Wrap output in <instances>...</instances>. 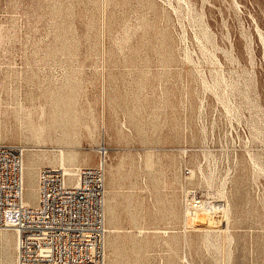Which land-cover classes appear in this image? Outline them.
<instances>
[{"label": "rangeland", "instance_id": "obj_1", "mask_svg": "<svg viewBox=\"0 0 264 264\" xmlns=\"http://www.w3.org/2000/svg\"><path fill=\"white\" fill-rule=\"evenodd\" d=\"M0 143L104 161L106 264H264V0H0Z\"/></svg>", "mask_w": 264, "mask_h": 264}, {"label": "built area", "instance_id": "obj_2", "mask_svg": "<svg viewBox=\"0 0 264 264\" xmlns=\"http://www.w3.org/2000/svg\"><path fill=\"white\" fill-rule=\"evenodd\" d=\"M23 173V147L0 143V228L16 233V264H106L104 161L80 167L76 183L39 167L31 204Z\"/></svg>", "mask_w": 264, "mask_h": 264}, {"label": "bare ground", "instance_id": "obj_3", "mask_svg": "<svg viewBox=\"0 0 264 264\" xmlns=\"http://www.w3.org/2000/svg\"><path fill=\"white\" fill-rule=\"evenodd\" d=\"M55 111H58V112H54L53 110H52V113H51V119H49L50 121L47 123V124H45L44 126H41V127H37V129H36V133L39 135L40 133H42L43 132V130H44V128L46 129V133H51V132H53V133H56V131L57 130H60V131H64V127L65 126H67V125H65L64 123H63V121H62V119H63V114L61 113V111H60V109H55ZM70 125V124H69ZM37 147V146H36ZM35 147V148H36ZM41 148V147H40ZM59 150H60V157H61V160L63 159V152H62V149H60V148H58ZM100 150V148H98V151ZM100 152L101 153H103L102 152V150H100ZM60 160V161H61ZM99 162H103L102 161V159H100L99 161H98V163ZM32 163V162H31ZM97 163V164H98ZM59 164H60V162H59ZM96 164V165H97ZM80 167H78V168H76V170L73 172V173H67L66 171H64L63 170V172H64V175H65V177L66 178H69L73 183H76L77 181H78V169H79ZM38 171V170H37ZM36 177H37V174H36ZM34 198L36 199V189L34 190ZM24 201H25V203L26 204H29V203H27V202H29L28 200H25L24 199ZM12 232L14 233V235H15V241H16V250H17V239H16V233L12 230ZM15 264H16V257H15Z\"/></svg>", "mask_w": 264, "mask_h": 264}]
</instances>
